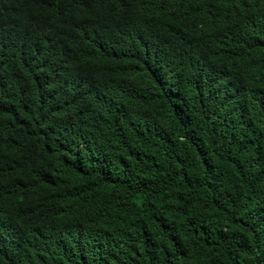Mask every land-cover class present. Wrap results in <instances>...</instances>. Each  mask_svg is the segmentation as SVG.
<instances>
[{
	"label": "trees",
	"instance_id": "1",
	"mask_svg": "<svg viewBox=\"0 0 264 264\" xmlns=\"http://www.w3.org/2000/svg\"><path fill=\"white\" fill-rule=\"evenodd\" d=\"M0 264H264V0H0Z\"/></svg>",
	"mask_w": 264,
	"mask_h": 264
}]
</instances>
